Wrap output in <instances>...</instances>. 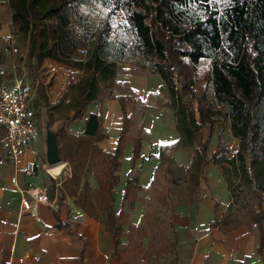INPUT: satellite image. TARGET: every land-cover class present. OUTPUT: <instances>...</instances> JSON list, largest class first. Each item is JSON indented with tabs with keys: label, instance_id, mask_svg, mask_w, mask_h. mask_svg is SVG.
I'll return each instance as SVG.
<instances>
[{
	"label": "trees",
	"instance_id": "obj_1",
	"mask_svg": "<svg viewBox=\"0 0 264 264\" xmlns=\"http://www.w3.org/2000/svg\"><path fill=\"white\" fill-rule=\"evenodd\" d=\"M13 34L22 38L24 51H16L17 71L25 63L34 73L45 57L82 71L81 78L67 85L57 100L45 101L44 83L37 79L35 106L46 104L48 121L59 119L57 132L60 157L68 174L60 181L59 197L67 194L87 215L99 218L114 249L125 250L131 231L147 233L143 256L156 260L165 252L175 264V234L171 221L170 189L165 168L173 150L191 148L182 175L170 177L184 184L187 194L198 191L204 179V164L220 170L229 203L220 217L210 221L230 229L243 222L260 226L264 217V0H7ZM3 20L0 18V28ZM84 44L83 58L72 56ZM9 48V46H8ZM8 52L0 49V64L9 65ZM12 53V52H11ZM129 56L140 60L157 75L167 92L171 115L179 135L159 140L156 159L147 185L137 181L138 169L124 178L119 207L113 205V186L127 116L122 96L117 101L121 125L114 146L103 149L97 141L102 130L99 101L103 84ZM207 62L199 65L200 60ZM9 61V62H8ZM10 74V73H9ZM201 88L195 92L193 85ZM209 95L217 106L214 107ZM193 98V107L188 99ZM82 120L78 132L64 124ZM216 138L207 152L206 144L214 123ZM201 127L206 129L201 138ZM236 138V149L228 155L221 133ZM174 142V143H173ZM139 137L131 144L130 158L138 155ZM93 180V184L90 182ZM147 189L164 214L160 225L140 218L129 221L139 191ZM127 224V229L123 225ZM128 237L122 243L120 237ZM260 242L262 235L259 237ZM139 240L134 246H139Z\"/></svg>",
	"mask_w": 264,
	"mask_h": 264
},
{
	"label": "crops",
	"instance_id": "obj_2",
	"mask_svg": "<svg viewBox=\"0 0 264 264\" xmlns=\"http://www.w3.org/2000/svg\"><path fill=\"white\" fill-rule=\"evenodd\" d=\"M45 59L50 58L45 57L43 61ZM100 114L106 136L97 144L108 150L114 146L120 130L118 101L104 103ZM161 116L152 110L147 120L141 123L144 136L139 137L142 142L138 155L133 159L130 152L135 137L124 138L122 142L121 135L118 178L113 186L115 209L119 207L127 171L137 168L138 183L147 185L156 162L147 153L157 151L159 140L179 135L173 121ZM105 124H108V129ZM218 126L217 122L214 123L208 141L212 139L214 142ZM221 138L228 144V155L233 153L236 138L228 130L221 133ZM191 151V148L173 150L165 168L166 180L170 185L175 264H264V217L260 219V226L249 221L230 229H223L219 223L210 225L212 219L221 216L230 201L216 165L210 161L204 164V179L199 178L198 191L193 194L186 193L184 184L170 182L172 175L184 173ZM25 158L37 163L33 175H26L7 159L0 163V264H146L141 249H114L111 237L102 228L98 217L87 215L67 194L59 197L60 181L69 172L65 161L48 164L45 147L42 151L40 143L38 146L31 144ZM53 167L57 169L53 171ZM89 180L93 184L92 178ZM26 186L41 189L47 201L34 203L32 197L22 190ZM23 195L34 203L29 209L22 206ZM136 205L135 201L129 210L135 212L138 208Z\"/></svg>",
	"mask_w": 264,
	"mask_h": 264
},
{
	"label": "rangeland",
	"instance_id": "obj_3",
	"mask_svg": "<svg viewBox=\"0 0 264 264\" xmlns=\"http://www.w3.org/2000/svg\"><path fill=\"white\" fill-rule=\"evenodd\" d=\"M0 18L3 20L0 28V49L8 52V58L10 63L14 61L16 53H11L8 46L13 42L17 46V51H24L22 47V38L19 35L13 34L11 20H10V6L7 3V0H0ZM2 29V32H1ZM86 55V48L84 44L78 46V50L73 53L72 56L77 58H83ZM8 61V62H9ZM207 61L201 59L199 65L205 64ZM7 63V64H10ZM16 73L21 74L28 80L31 84L34 96L36 93V82L37 79L44 83V93L45 101L47 103H52L58 99L60 92L63 89H67V85L78 81L82 76V71L66 65L52 59H45L37 68L34 73L25 63L20 64V71ZM11 74H8L10 77ZM103 93L99 101H93L86 105L85 111L89 109H95L97 104L102 109L104 103H111V101H116L118 96H122L124 100V106L126 111L125 118V127L122 133V142L124 138L127 137H142L144 136L141 130V123L144 120H147L146 117L150 114L152 110L159 112L164 119L172 120L171 115V103L170 98L167 92L159 85V79L157 75L153 72H150L148 68L144 67L141 64L140 60L129 56L128 58L122 60L120 64L116 67L113 77L106 83L103 84ZM201 85H193L195 92L199 91ZM214 107H217L213 97L209 95ZM189 106L193 107L194 100L193 98L188 99ZM110 107V105H109ZM221 108V106H218ZM38 120H39V136L33 146H38L40 143L42 151L45 147V133L47 130L55 134L57 142V132L61 124L59 119L53 120L52 122L48 121L47 113L49 108L46 104H42L37 107ZM82 120H73L68 123H65L64 126L69 131L77 132L80 130ZM108 129V124H105ZM201 129V128H200ZM201 138H205V129H201ZM140 140V144H141ZM213 145V140L207 142L206 149L207 152L210 151ZM140 149V146H139ZM192 150V149H191ZM139 152V151H138ZM149 153V152H148ZM147 153V154H148ZM170 189V185H169ZM137 209L130 211L128 209V218L130 222H137L140 218L144 219V223L149 222L153 226L158 227L160 225V215L162 216L165 212L160 208L159 202H157L153 194H150L147 189L139 191V197L137 199ZM131 212V213H130ZM130 213V214H129ZM123 229H127V224L123 225ZM145 229L147 233L139 234L138 231L132 230L131 235H129V240L127 242V249H133L135 251H141L143 253V248L146 245L147 237L149 236L148 229ZM127 235L124 234L120 237L122 243H125ZM139 240V246H134L135 241ZM141 249V250H140ZM169 255L166 252L161 255L156 260L148 259L146 264H168Z\"/></svg>",
	"mask_w": 264,
	"mask_h": 264
},
{
	"label": "built area",
	"instance_id": "obj_4",
	"mask_svg": "<svg viewBox=\"0 0 264 264\" xmlns=\"http://www.w3.org/2000/svg\"><path fill=\"white\" fill-rule=\"evenodd\" d=\"M9 50L15 53L18 48L11 42ZM33 98L30 82L16 73L14 61L8 66L0 64V163L7 159L26 175H33L37 169L34 160L25 158V153L39 136L38 112ZM22 190L32 197L34 203L47 201L45 193L36 186H26ZM21 203L25 209L34 204L25 195Z\"/></svg>",
	"mask_w": 264,
	"mask_h": 264
},
{
	"label": "water",
	"instance_id": "obj_5",
	"mask_svg": "<svg viewBox=\"0 0 264 264\" xmlns=\"http://www.w3.org/2000/svg\"><path fill=\"white\" fill-rule=\"evenodd\" d=\"M45 160L48 164L61 161L58 142H56L55 134L49 130L45 133Z\"/></svg>",
	"mask_w": 264,
	"mask_h": 264
},
{
	"label": "bare ground",
	"instance_id": "obj_6",
	"mask_svg": "<svg viewBox=\"0 0 264 264\" xmlns=\"http://www.w3.org/2000/svg\"><path fill=\"white\" fill-rule=\"evenodd\" d=\"M56 166V165H55ZM53 171H55L57 168L56 167H53V168H51ZM51 171V170H50Z\"/></svg>",
	"mask_w": 264,
	"mask_h": 264
},
{
	"label": "snow or ice",
	"instance_id": "obj_7",
	"mask_svg": "<svg viewBox=\"0 0 264 264\" xmlns=\"http://www.w3.org/2000/svg\"><path fill=\"white\" fill-rule=\"evenodd\" d=\"M174 143V142H173Z\"/></svg>",
	"mask_w": 264,
	"mask_h": 264
}]
</instances>
